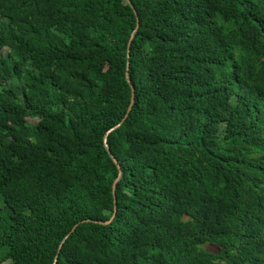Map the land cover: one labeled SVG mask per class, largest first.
<instances>
[{
	"label": "trees",
	"instance_id": "16d2710c",
	"mask_svg": "<svg viewBox=\"0 0 264 264\" xmlns=\"http://www.w3.org/2000/svg\"><path fill=\"white\" fill-rule=\"evenodd\" d=\"M55 261L264 264V0H0V264Z\"/></svg>",
	"mask_w": 264,
	"mask_h": 264
},
{
	"label": "water",
	"instance_id": "95a60500",
	"mask_svg": "<svg viewBox=\"0 0 264 264\" xmlns=\"http://www.w3.org/2000/svg\"><path fill=\"white\" fill-rule=\"evenodd\" d=\"M138 27H139V22L137 23L136 28H135L134 31L132 32V34H131V38H130V40H129V42H128V56L130 55V45H131L132 38H133V36H134L136 30L138 29ZM127 77H129V72H128V71H127ZM128 79H129V78H128ZM129 81H130V79H129ZM132 89H133V93H132V97H131V102H130V104H129V106H128V109H127V112H126V114H125V116H124V119L129 115V113H130V111H131V109H132V107H133L134 100H135V93H134V86H133V85H132ZM122 122H123V120H122L120 123H118V125L112 127L111 130L114 129V128H116L117 126H119ZM111 130H110V131H111ZM105 145H106V147H107L108 150H109V146H108V143H107V134L105 135ZM112 156H113V155H112ZM113 158H114L115 162L118 164V166L120 167V165H119V163H118V160H117L115 157H113ZM120 173H121V170H120ZM117 181H118V178L114 181V184H113V193H114V194H115V189H116V183H117ZM116 201H117V199H116V197H115V203H116ZM116 211H117V206L115 205V211H114L112 217H111L108 221H105L104 223H109V222H111L112 219H113V218L115 217V215H116ZM83 221H96V222H97V220H92V219H86V220H83ZM99 222L103 223V221H99ZM77 225H78V224H76V225L73 227L72 231L77 227ZM69 234H70V233H69ZM69 234H68V235H69ZM56 261H57V259H56ZM56 261L54 262V264H56Z\"/></svg>",
	"mask_w": 264,
	"mask_h": 264
},
{
	"label": "rangeland",
	"instance_id": "374dc122",
	"mask_svg": "<svg viewBox=\"0 0 264 264\" xmlns=\"http://www.w3.org/2000/svg\"><path fill=\"white\" fill-rule=\"evenodd\" d=\"M205 248H209V249H215V245L213 244H206L204 245Z\"/></svg>",
	"mask_w": 264,
	"mask_h": 264
}]
</instances>
